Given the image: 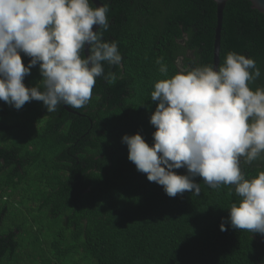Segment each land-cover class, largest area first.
<instances>
[{
  "label": "trees",
  "instance_id": "obj_1",
  "mask_svg": "<svg viewBox=\"0 0 264 264\" xmlns=\"http://www.w3.org/2000/svg\"><path fill=\"white\" fill-rule=\"evenodd\" d=\"M100 1L108 7L103 41L116 42L122 60L101 62L90 101L52 113L42 101L19 110L0 101V225L10 207L37 219L33 243L48 253L35 264H264V235L226 222L240 199L234 185L212 188L197 176L199 195L169 197L137 170L122 143L124 134L140 133L152 145L155 82L213 67L215 1ZM228 52L253 58L261 76L249 86L264 88V14L249 0L226 1L218 67ZM21 58L26 66L31 59L23 52ZM40 78L37 65L24 83ZM240 169L246 179L257 176L264 153L251 163L241 157ZM20 225L0 233V264L13 257Z\"/></svg>",
  "mask_w": 264,
  "mask_h": 264
},
{
  "label": "clouds",
  "instance_id": "obj_2",
  "mask_svg": "<svg viewBox=\"0 0 264 264\" xmlns=\"http://www.w3.org/2000/svg\"><path fill=\"white\" fill-rule=\"evenodd\" d=\"M107 11L90 0H0V101L17 110L42 101L49 113L61 104L84 107L104 73L101 62L122 60L116 42L103 41ZM21 52L31 58L27 66ZM37 65L39 83L26 86L24 77ZM160 71L167 76L165 66ZM260 76L253 58L228 52L218 69L202 66L160 79L151 92L158 101L150 116L152 145L140 133L124 134L122 143L137 170L169 197L199 195L197 176L212 188L234 185L240 199L226 222L264 235V171L246 179L240 169L241 157L251 163L264 153V88L249 86ZM180 168L187 174L174 171ZM220 230H227L225 222Z\"/></svg>",
  "mask_w": 264,
  "mask_h": 264
},
{
  "label": "rangeland",
  "instance_id": "obj_3",
  "mask_svg": "<svg viewBox=\"0 0 264 264\" xmlns=\"http://www.w3.org/2000/svg\"><path fill=\"white\" fill-rule=\"evenodd\" d=\"M10 203L11 201L9 200L7 205L10 206ZM20 210H23V208ZM20 210L10 207L5 213L0 225V233L3 234L10 230H17V227L21 224L20 231L17 234L18 247L7 264H35L34 260L41 259L42 255L47 254L48 252L44 245H42L43 251L41 252L38 245L36 246L33 243V239H35L41 231L39 230L38 233L34 231V228L39 225L37 219L31 214H28L27 211ZM22 222L24 223L22 224ZM44 224V222L40 223V227L45 231V229L47 230L49 227V224ZM5 259L6 258H4L3 261H5Z\"/></svg>",
  "mask_w": 264,
  "mask_h": 264
},
{
  "label": "water",
  "instance_id": "obj_4",
  "mask_svg": "<svg viewBox=\"0 0 264 264\" xmlns=\"http://www.w3.org/2000/svg\"><path fill=\"white\" fill-rule=\"evenodd\" d=\"M216 3V27H215V34H214V42H213V68L218 69V62H219V44H220V30L222 25V17H223V9L225 7L227 0H214ZM92 2V0H91ZM251 6L257 9L259 12L264 14V0H249ZM94 6H100L102 2L100 0H93L92 2ZM97 30V26L93 25V31ZM87 45L85 46V55L87 54ZM64 107L71 110L69 107L64 105Z\"/></svg>",
  "mask_w": 264,
  "mask_h": 264
}]
</instances>
